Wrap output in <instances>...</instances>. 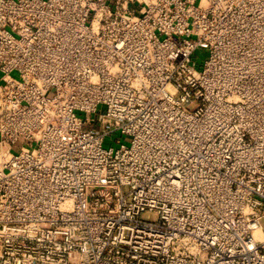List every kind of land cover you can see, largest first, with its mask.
Instances as JSON below:
<instances>
[{"label": "built area", "instance_id": "1", "mask_svg": "<svg viewBox=\"0 0 264 264\" xmlns=\"http://www.w3.org/2000/svg\"><path fill=\"white\" fill-rule=\"evenodd\" d=\"M0 264H264V0H0Z\"/></svg>", "mask_w": 264, "mask_h": 264}, {"label": "rangeland", "instance_id": "2", "mask_svg": "<svg viewBox=\"0 0 264 264\" xmlns=\"http://www.w3.org/2000/svg\"><path fill=\"white\" fill-rule=\"evenodd\" d=\"M207 55H208L207 49H199L197 51L195 57L197 58L199 64H202L203 60L207 57ZM199 67H201V65H199ZM117 138H121V140H123V142L125 141L123 135H121L120 133H113V134L109 135L106 138V140L104 142V145L105 146H111V145L118 146L119 143L116 142ZM19 144H23V141H19ZM150 217L154 218L155 215L154 214H150Z\"/></svg>", "mask_w": 264, "mask_h": 264}]
</instances>
